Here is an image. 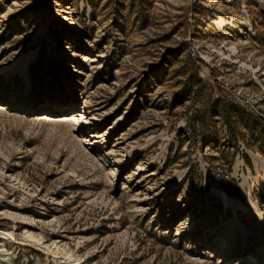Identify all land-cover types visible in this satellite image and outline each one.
Returning a JSON list of instances; mask_svg holds the SVG:
<instances>
[{"label": "rangeland", "instance_id": "obj_1", "mask_svg": "<svg viewBox=\"0 0 264 264\" xmlns=\"http://www.w3.org/2000/svg\"><path fill=\"white\" fill-rule=\"evenodd\" d=\"M0 264H264V0H0Z\"/></svg>", "mask_w": 264, "mask_h": 264}, {"label": "bare ground", "instance_id": "obj_2", "mask_svg": "<svg viewBox=\"0 0 264 264\" xmlns=\"http://www.w3.org/2000/svg\"><path fill=\"white\" fill-rule=\"evenodd\" d=\"M224 232L226 233V236L224 237V239L229 237L230 243H233V242L235 243L236 240L245 237L244 235L245 230L233 229V228L227 227L224 229Z\"/></svg>", "mask_w": 264, "mask_h": 264}]
</instances>
